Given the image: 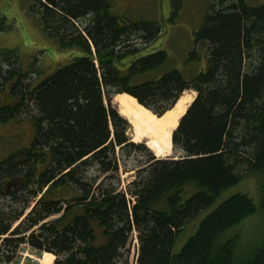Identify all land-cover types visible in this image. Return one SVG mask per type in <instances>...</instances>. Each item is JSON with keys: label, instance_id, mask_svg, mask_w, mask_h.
<instances>
[{"label": "trees", "instance_id": "16d2710c", "mask_svg": "<svg viewBox=\"0 0 264 264\" xmlns=\"http://www.w3.org/2000/svg\"><path fill=\"white\" fill-rule=\"evenodd\" d=\"M181 4L173 0L171 19L159 21L115 14L109 0H34L30 12L45 35L81 53L36 80L17 49L0 50V97L14 101L0 104V124L23 115L33 128L27 145L0 159V199L13 196L0 201L1 264L23 246L53 253L54 264H129L134 233L136 264H264V245L244 256L237 236L221 239L257 212L243 193L175 250L188 222L225 190L264 177V3L216 0L201 27L186 31L183 69L171 32L180 29ZM9 28L0 24V33ZM157 41L172 57L153 48ZM190 89L196 98L172 136L179 159L131 141L129 122L112 106L127 93L162 116ZM135 154L141 160L129 168ZM122 172L132 173L125 189ZM67 188L78 194L55 197Z\"/></svg>", "mask_w": 264, "mask_h": 264}, {"label": "rangeland", "instance_id": "374dc122", "mask_svg": "<svg viewBox=\"0 0 264 264\" xmlns=\"http://www.w3.org/2000/svg\"><path fill=\"white\" fill-rule=\"evenodd\" d=\"M109 1L112 5L111 9L115 14L126 16L132 20L146 18L161 21L163 19H171L173 13V0ZM215 1L216 0H182L179 17L176 19L177 25L180 26V29L175 30V28H171V32H173V30L175 31L174 43H176L175 52L177 56L172 57L173 51L167 48V45H162L165 41H157L154 43L153 48L159 47L167 49L171 54V57L174 59L176 67L183 69L186 64V51L192 47L191 38L186 31L190 30L191 32L198 30L201 27L206 14L210 11L212 5L215 4ZM33 3L34 0H0V24L10 26L6 32L0 33V50L17 49L23 69L28 71L34 67L36 73L33 74V78L41 80L42 78H46L51 75L59 65L68 63L75 55H79L81 52L75 49H62L55 41L49 39L45 35L39 19L30 12V7ZM262 3H264V0H248V4L252 6L261 5ZM33 63L36 65L33 66ZM38 70L41 71V73L38 72ZM192 91L193 90H187V93H192ZM115 95L113 96L112 106L118 111V106L115 105L116 103L114 102L116 97ZM1 100L5 104L10 101H12V103L14 102L10 95H3ZM1 100L0 104H2ZM31 124L32 121L30 120V117L23 115L6 124H0V159L7 156L15 149L27 145L30 142L33 135V128ZM131 128L132 126L130 125L128 134L131 141H133L132 138L134 136V132H132ZM148 140L149 139L144 140L143 142H148ZM183 155V151H177L172 148V153L167 157L179 159L182 158ZM139 157L140 154H135L128 159L129 161L126 160L129 168L136 165L138 160H141L138 159ZM95 170V167L91 168L90 174L95 175ZM131 179L132 173L122 172L123 184L121 188L125 189L126 184ZM263 189L264 177L261 174L247 176L237 184L229 187L219 196L217 201L211 207L203 210L195 218L188 222L184 232L177 241L175 250L179 251L183 247L188 238L196 232L204 217L215 209L221 202L233 195L243 193L248 195L254 201L257 207V212L245 219L242 223L229 229L221 239L226 241L234 236H237L238 253H242L244 256L252 254L255 249L264 245ZM76 194L78 193L67 188L62 190V192L56 193L55 197L73 198ZM2 198L6 199H0V201H9L10 198H13V196L7 195ZM136 236L137 234L134 233L131 244L128 247L130 250L128 254L129 264H136L139 247ZM45 253L48 254L49 252ZM45 253L41 254L40 252L33 251L30 247L23 246L17 257L11 263L6 264H52L51 260L49 262H45V260L42 259Z\"/></svg>", "mask_w": 264, "mask_h": 264}, {"label": "bare ground", "instance_id": "6f19581e", "mask_svg": "<svg viewBox=\"0 0 264 264\" xmlns=\"http://www.w3.org/2000/svg\"><path fill=\"white\" fill-rule=\"evenodd\" d=\"M196 95L195 91L189 94L185 91L175 106L162 116H157L127 93L115 95L114 102L118 106L120 115L125 117L132 126L131 130L134 132L133 141L143 142L149 139L148 146L156 157L166 158L172 153V133ZM42 259L45 262L51 260L52 264H54L55 255L53 253H45Z\"/></svg>", "mask_w": 264, "mask_h": 264}, {"label": "flooded vegetation", "instance_id": "af4514ba", "mask_svg": "<svg viewBox=\"0 0 264 264\" xmlns=\"http://www.w3.org/2000/svg\"><path fill=\"white\" fill-rule=\"evenodd\" d=\"M1 98H2V97H0V100H1ZM1 102H2V100H1ZM3 104H4V102H2V105H3ZM13 187H14V186H11V184H10L9 187L7 188V190H8V189H11V190H12V189H14Z\"/></svg>", "mask_w": 264, "mask_h": 264}, {"label": "water", "instance_id": "95a60500", "mask_svg": "<svg viewBox=\"0 0 264 264\" xmlns=\"http://www.w3.org/2000/svg\"><path fill=\"white\" fill-rule=\"evenodd\" d=\"M146 143V145L148 146V142H145ZM30 211V210H29Z\"/></svg>", "mask_w": 264, "mask_h": 264}]
</instances>
